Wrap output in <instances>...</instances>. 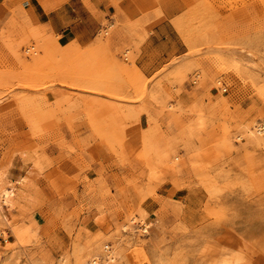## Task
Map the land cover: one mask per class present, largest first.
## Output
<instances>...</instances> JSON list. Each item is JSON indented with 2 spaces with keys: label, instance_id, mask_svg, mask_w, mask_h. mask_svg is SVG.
Masks as SVG:
<instances>
[{
  "label": "rangeland",
  "instance_id": "obj_1",
  "mask_svg": "<svg viewBox=\"0 0 264 264\" xmlns=\"http://www.w3.org/2000/svg\"><path fill=\"white\" fill-rule=\"evenodd\" d=\"M70 5L0 0V264H264V0Z\"/></svg>",
  "mask_w": 264,
  "mask_h": 264
},
{
  "label": "crops",
  "instance_id": "obj_2",
  "mask_svg": "<svg viewBox=\"0 0 264 264\" xmlns=\"http://www.w3.org/2000/svg\"><path fill=\"white\" fill-rule=\"evenodd\" d=\"M50 5H52L51 9L45 10L43 6L39 3L38 0H31L32 6H34V10L39 13V17L41 18H47L48 22L50 23L53 30H56L58 32L62 33H68L73 34L74 38L79 42H82L85 44L88 42L90 38L82 39L79 34H77L75 28L79 26L71 25L69 24V13L73 12V10L79 11L80 8L76 9L75 5L72 6L71 9H69V0H48ZM81 2V1H80ZM82 10L87 11V9L84 7V5L80 4ZM74 7V8H73ZM152 202H149L151 204Z\"/></svg>",
  "mask_w": 264,
  "mask_h": 264
},
{
  "label": "bare ground",
  "instance_id": "obj_3",
  "mask_svg": "<svg viewBox=\"0 0 264 264\" xmlns=\"http://www.w3.org/2000/svg\"><path fill=\"white\" fill-rule=\"evenodd\" d=\"M26 51H28V50H26ZM257 133L262 134V135L264 134V125L260 124L257 126ZM24 181H25V178L18 179L19 183H24ZM15 195H16V193H15V190L13 188L8 190V191L0 190V210H3L4 207H9V205H11ZM142 230L146 231L147 225H146V227H143ZM112 259H113V257L110 258V260H112ZM90 264H98L97 258H93L91 260Z\"/></svg>",
  "mask_w": 264,
  "mask_h": 264
},
{
  "label": "built area",
  "instance_id": "obj_4",
  "mask_svg": "<svg viewBox=\"0 0 264 264\" xmlns=\"http://www.w3.org/2000/svg\"><path fill=\"white\" fill-rule=\"evenodd\" d=\"M223 90H225V88H223ZM140 226H142V224H141V223L138 225V228H137V230H140Z\"/></svg>",
  "mask_w": 264,
  "mask_h": 264
}]
</instances>
